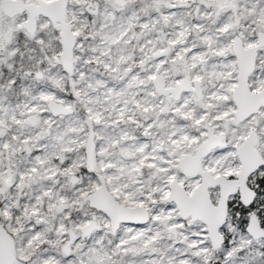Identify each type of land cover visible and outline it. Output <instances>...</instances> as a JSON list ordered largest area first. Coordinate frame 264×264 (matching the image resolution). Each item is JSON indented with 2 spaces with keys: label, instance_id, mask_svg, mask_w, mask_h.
I'll use <instances>...</instances> for the list:
<instances>
[{
  "label": "snow or ice",
  "instance_id": "6c2138e0",
  "mask_svg": "<svg viewBox=\"0 0 264 264\" xmlns=\"http://www.w3.org/2000/svg\"><path fill=\"white\" fill-rule=\"evenodd\" d=\"M0 264H264V0H0Z\"/></svg>",
  "mask_w": 264,
  "mask_h": 264
}]
</instances>
